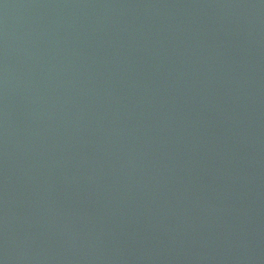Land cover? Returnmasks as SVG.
<instances>
[{
  "label": "water",
  "instance_id": "water-1",
  "mask_svg": "<svg viewBox=\"0 0 264 264\" xmlns=\"http://www.w3.org/2000/svg\"><path fill=\"white\" fill-rule=\"evenodd\" d=\"M0 264H264V0H0Z\"/></svg>",
  "mask_w": 264,
  "mask_h": 264
}]
</instances>
